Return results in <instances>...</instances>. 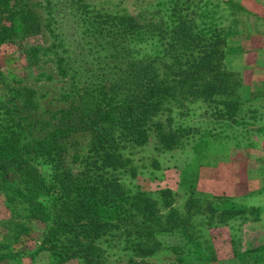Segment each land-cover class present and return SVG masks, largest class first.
Segmentation results:
<instances>
[{"label":"trees","instance_id":"1","mask_svg":"<svg viewBox=\"0 0 264 264\" xmlns=\"http://www.w3.org/2000/svg\"><path fill=\"white\" fill-rule=\"evenodd\" d=\"M11 2L0 0V44L14 45L27 65L36 66L40 47L30 39L39 34L38 18L9 8ZM46 2L52 17L47 31L54 34L71 20L85 51L70 57L72 63L79 62L70 67L73 95L53 128L20 141L21 119L16 121L9 108L0 113V193L8 208L16 201L23 205L21 220L8 229L11 239L19 242L29 234L22 220L27 219L44 224L39 249L50 253V264H115L125 253L132 264L133 257L158 250L161 234L168 232L180 234L173 245L179 261L203 258L191 209L182 214L171 206L167 197L172 187H151L138 178L170 177L172 186L188 194L186 204L199 203L195 162L202 150L220 137L241 134L250 138L243 141L249 145L261 133L251 112H238L231 76L223 68L226 31L220 1L155 0L151 5L161 18L149 22L124 8L108 7L107 0ZM54 13L61 15L60 21ZM87 56L93 57L95 69L87 67ZM56 63L61 75L70 69L64 57ZM82 72L87 75L80 86L77 76ZM176 91L198 104L185 101L174 115L167 102ZM26 93L25 107L33 100L32 91ZM204 114L218 121L220 129L198 117ZM241 125L245 127L238 128ZM78 131L88 132L91 142L73 171L63 140ZM35 157L50 165L49 183L34 164ZM40 195L59 206L51 205L49 212ZM205 205L219 224L249 219L248 214L257 211L256 206Z\"/></svg>","mask_w":264,"mask_h":264},{"label":"rangeland","instance_id":"2","mask_svg":"<svg viewBox=\"0 0 264 264\" xmlns=\"http://www.w3.org/2000/svg\"><path fill=\"white\" fill-rule=\"evenodd\" d=\"M14 1L9 8L30 11L32 18L37 16L39 34L33 40L30 39L31 42L34 41L30 44L38 45L40 52L36 66H29L14 45L0 44V113L9 108L16 121L21 119L17 126V139L27 141L53 128L62 109L69 106L74 90L70 87V75L73 74L70 67L79 63H72L71 59L74 57H70L79 55L85 49L79 43V35L75 36L71 20L65 21L62 29L54 34L47 31V19L52 18L48 15L47 0ZM107 1L108 7L124 8L141 22L159 21L161 18V14L151 5L155 0ZM218 1L223 7L222 21L226 31L223 68L231 76L238 112H251L256 125L262 126L261 133L257 132L249 145L243 144V141L250 138L241 134V137H220L202 150L195 162L199 169L195 181L199 203L186 204L188 194L172 186L170 181L173 180L170 177L166 179L160 176V179L151 180V176L146 174L139 176L142 184L143 178L147 180L146 185L151 187H172L167 198L178 212L183 214L186 209H191V223L203 258L190 257L179 261L173 245L178 244L180 234L164 232L160 236V248L150 255L133 257L132 264H264V0ZM203 2L201 0L200 4ZM53 16L56 21H60V14L54 13ZM50 25L54 27V23ZM58 57H64V62L71 63L64 75L59 73L56 63ZM86 59L87 67L95 69L93 57L87 56ZM85 75L87 73L82 72L77 76L80 86H83ZM29 90L32 91L33 100L32 104L25 107L22 102ZM185 101H190L193 106L198 104L177 91L167 103L175 115L180 109L179 105ZM205 116L206 114L198 117L203 122L210 123L211 127L220 129L218 121L209 120ZM244 127L245 125L238 126ZM151 138L147 145L149 149ZM63 141L66 143L69 167L76 171L79 159L87 153L91 136L86 131H78ZM76 156L77 159H74ZM33 160L44 182L49 183L52 175L50 165L41 157ZM215 198L219 200L216 201ZM39 200L49 212L53 211L51 205L59 206L58 201L54 203L51 197L45 195H40ZM207 202H212L215 208L217 204L243 205L248 208L256 206L257 211L248 214L249 219H231L219 224L217 218H212L205 209ZM199 205L201 206L197 209ZM22 206L16 201L9 204L8 208L3 193H0V264H50V253L39 249L44 224L22 219L31 231L22 236L19 242L11 239L8 229L14 222L21 220L18 215ZM159 210L165 211L163 207ZM252 216L257 218H251ZM127 255L121 254L120 260L115 264H128Z\"/></svg>","mask_w":264,"mask_h":264}]
</instances>
